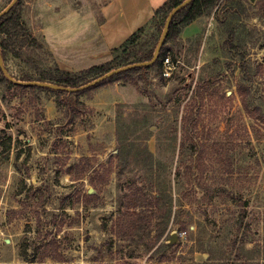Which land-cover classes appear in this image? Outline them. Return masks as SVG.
<instances>
[{
	"label": "rangeland",
	"instance_id": "374dc122",
	"mask_svg": "<svg viewBox=\"0 0 264 264\" xmlns=\"http://www.w3.org/2000/svg\"><path fill=\"white\" fill-rule=\"evenodd\" d=\"M9 2L0 0V12ZM102 3L24 0V20L41 47L27 45L22 58L11 54V67L39 74L58 65L74 73L121 61L97 52ZM254 7V0H219L191 38L168 43L180 62L171 78L162 65L81 97L9 89L0 80V264H264V142L257 143L236 86L243 62L264 65V19ZM154 33L149 27L143 44ZM256 81L264 95V79ZM191 119L206 149L202 159L181 160ZM227 124L250 133L258 159L247 209L255 242L243 261L231 248L240 209L209 190L228 182L212 164L213 143L228 141ZM135 193L163 199L127 229L120 225L128 213L124 196Z\"/></svg>",
	"mask_w": 264,
	"mask_h": 264
},
{
	"label": "trees",
	"instance_id": "16d2710c",
	"mask_svg": "<svg viewBox=\"0 0 264 264\" xmlns=\"http://www.w3.org/2000/svg\"><path fill=\"white\" fill-rule=\"evenodd\" d=\"M184 1L185 0H167L155 11L152 19L145 26L132 34L131 37L121 46L113 49L111 52L120 54L119 57H121V61L117 63H115V59H113L106 64L92 66L80 72L74 73L62 70L58 65H55L52 68L40 71L39 74H29L18 71L17 68H13L9 64L10 55L12 54L17 58H22L23 52L21 51L27 45L41 47L37 38L32 36L31 30L24 20V0H19L16 6L0 20V49L2 52L3 62L5 63V69L10 77L19 82L38 81L68 88H80L114 69L152 60L158 42L163 33L168 15L174 8L179 6ZM254 1V9L257 11L256 16L260 19H264V0ZM11 2L12 0H10L9 4ZM218 2L219 0H194L188 6L181 9L172 20L168 36L159 58L154 65L130 69L126 72L110 77L108 80L98 84L97 86L82 91L72 92L70 95L81 97L98 86L117 83L121 80L129 81L136 73L144 70L156 69L158 67L161 68L163 65V59L168 55V53H170L167 48V44L173 40H177L186 26L204 16L209 10L215 8ZM149 27H153L155 33L150 40H146V44H143L144 34L147 32ZM142 44L143 47H141ZM173 57L174 59H172L176 61L174 55ZM240 73V78L238 84L236 85L238 93L241 97V103L244 110L253 121L250 126L252 131H254L257 143L261 144L264 142V95H262L256 87V80L258 78L264 79V65H254L243 62L240 66ZM0 80L1 84L8 86L9 89H32L36 92H49L57 95L69 94V92L66 91H56L36 86L16 84L11 81L3 71H1ZM204 89L205 91H208L210 90V87L208 86ZM192 120L193 119H191L189 121L190 123H187L188 126L183 129L184 131L180 143L181 160L188 155H190L192 159L195 156H197L198 159H202L204 157L202 155V151L204 148L206 149V145L204 143H197L196 139H202V137H199L197 130L198 122L192 123ZM232 127V124H227V129L224 132L228 135L227 143L221 144L219 142H214L212 146L218 153V158H221V160L216 158V162L212 163L215 167V174H220L221 178L228 182L223 187H216L214 189L210 188L209 190L211 198H221L226 204H232L240 209L239 212H233L235 213V218L232 224L233 239L231 240V248L237 255V259L239 261H243L246 246L255 242L252 234V227L250 221L248 220L247 209L250 206L251 201V198L248 197V195L252 194L254 188L252 187V184L255 182L257 177L252 173L255 169L252 161L255 160L257 163L258 159L256 148L252 144L253 140L250 138V133L247 134L249 137L246 138L244 132H241V134L238 132L236 133L235 131L237 130L232 131ZM244 131L250 132L247 127H245ZM236 139H242V141L238 143ZM180 165L183 166L182 162ZM77 167V169H79L81 168V165L79 164ZM85 171L86 170L84 168L82 170H77L80 177L76 179L82 180L85 175ZM69 173L73 172L70 171ZM181 174L182 172L180 171V168H178L176 176L181 177ZM190 174L194 175L192 167L190 168ZM234 176H236V179H234ZM236 184H242V186L238 190L228 188L229 185L237 187ZM92 185L96 186V183L92 181ZM199 187H201V189L203 188V191H209L202 183ZM244 189H246V194L242 192ZM124 199L127 201L126 206L128 207V213L125 214L123 219H120V225H122V227L125 226V228L129 227L127 229H131L134 228V225L136 228L138 220H141V224L145 221L143 212L144 208L155 205L154 203L161 202L163 196L162 194H157L155 197L150 199L147 197L146 193H141L140 195L135 193L133 195L124 196ZM138 209H140L141 212L138 213ZM131 211H133V213ZM129 216L130 218H128ZM24 258L28 259L27 261L31 263L37 261L36 259L30 260L29 256H25ZM46 258H48V254H45L43 257V259Z\"/></svg>",
	"mask_w": 264,
	"mask_h": 264
},
{
	"label": "crops",
	"instance_id": "0c3cea01",
	"mask_svg": "<svg viewBox=\"0 0 264 264\" xmlns=\"http://www.w3.org/2000/svg\"><path fill=\"white\" fill-rule=\"evenodd\" d=\"M166 1L103 0L99 11L100 22L96 24V36L101 45L97 52L110 53L121 46L152 19L155 11ZM198 24L196 20L186 26L178 39L191 38L199 30Z\"/></svg>",
	"mask_w": 264,
	"mask_h": 264
},
{
	"label": "water",
	"instance_id": "95a60500",
	"mask_svg": "<svg viewBox=\"0 0 264 264\" xmlns=\"http://www.w3.org/2000/svg\"><path fill=\"white\" fill-rule=\"evenodd\" d=\"M19 0H12V2L6 7L4 8L1 12H0V20L2 17H4L6 14H8L18 3ZM194 0H185L183 3H181L179 6H177L176 8H174L170 14L167 17V20L165 22V26H164V30L163 33L161 35V38L158 42V45L156 47V50L154 52L153 58L150 61L147 62H140V63H136V64H132V65H128V66H124V67H120L117 69H114L110 72H108L107 74L99 77L98 79L88 83L85 86H82L80 88H68V87H63V86H59L56 84H51V83H47V82H38V81H32V82H19L16 81L15 79H13L12 77H10L5 69L4 66V62H3V58H2V52L0 49V68L2 69V71L4 72V74L14 83L16 84H21V85H25V86H36V87H40V88H47V89H51V90H56V91H66L69 93L72 92H76V91H82V90H86L89 89L91 87H94L106 80H108L110 77L120 74L122 72H126L130 69H134V68H141V67H148V66H152L156 63V61L159 58V55L162 51V48L164 46V43L166 41V38L168 36L169 33V29H170V25L172 23L173 18L175 17V15L183 8H185L186 6H188L190 3H192ZM177 240V235L176 233L173 234L171 236V240L170 242L173 244L175 243Z\"/></svg>",
	"mask_w": 264,
	"mask_h": 264
},
{
	"label": "built area",
	"instance_id": "2783aa9c",
	"mask_svg": "<svg viewBox=\"0 0 264 264\" xmlns=\"http://www.w3.org/2000/svg\"><path fill=\"white\" fill-rule=\"evenodd\" d=\"M162 63H163V76L166 78H171L180 64L179 61L175 62L170 56V54L165 56Z\"/></svg>",
	"mask_w": 264,
	"mask_h": 264
}]
</instances>
